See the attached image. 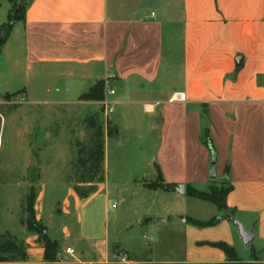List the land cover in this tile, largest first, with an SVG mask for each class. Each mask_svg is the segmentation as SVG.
<instances>
[{"label":"crops","instance_id":"1","mask_svg":"<svg viewBox=\"0 0 264 264\" xmlns=\"http://www.w3.org/2000/svg\"><path fill=\"white\" fill-rule=\"evenodd\" d=\"M11 12L12 3L0 0V26ZM1 53L0 93L21 94L30 104H50L55 98L56 107L101 121V180L87 200L101 192H106L107 200L109 140L132 134L131 143L135 140L137 147L153 148L148 167L156 176L152 180L139 176L130 188L147 195L154 208L140 215L136 224L152 226L159 200L162 224L183 217V264L226 262L222 250L198 247V242H225L236 249L242 262H251L253 249L241 242L237 229L215 205L164 187L145 186L160 174L166 185L206 190L212 181L211 153L202 143V133L208 125L216 152L215 181L223 182L220 178L227 176L232 189L226 205L246 230H253L254 250L264 264V0H33L24 20L13 25ZM101 80L115 91L106 96L113 108L108 114L102 101L80 100ZM70 85L85 91L75 102L57 99ZM110 128L116 130L114 136L107 135ZM113 189L120 195L119 203L126 202L124 189ZM71 196L72 214L80 224L78 211L83 204ZM188 199L196 207L213 205L218 223L204 229L187 224L185 217L191 216L173 206L186 205ZM133 200L134 207L141 204ZM35 210L46 227L56 215L61 217L53 208L39 215L36 204ZM69 213L62 207V217ZM114 217L120 226L118 216ZM24 233L15 236V243L23 247L26 258L0 264H46L43 244L26 227ZM53 234L48 235L60 243L57 264L108 263V232L101 246L82 230L72 233L65 224Z\"/></svg>","mask_w":264,"mask_h":264},{"label":"rangeland","instance_id":"2","mask_svg":"<svg viewBox=\"0 0 264 264\" xmlns=\"http://www.w3.org/2000/svg\"><path fill=\"white\" fill-rule=\"evenodd\" d=\"M2 59L1 53L0 68L3 70ZM70 87L57 99L75 102L78 94L85 91L77 85ZM5 95L0 93V244L15 243V236L25 234L20 220L27 214L22 213V206L30 186H34L39 192L36 200L38 214L52 208L54 214H61V217L56 215L55 221L47 227L50 237L65 224L72 233L82 230L92 242L101 246L108 232L107 264H183L182 255L186 250L183 217L174 218L170 224H162L165 219H160V215L164 212L161 201L157 200L154 213L158 218L151 223L155 227L136 224L140 215L153 208L148 204L147 195L130 189L139 176L147 180L156 177L153 168L148 167L152 147H137L135 140L131 143L133 137L129 133L110 139L106 169L110 193L107 200L106 192L87 200L100 181L90 182L91 176L79 162V150L87 148L97 126L102 127L98 117L88 115L83 118L69 113L66 107L55 106V98L50 99V104H30L21 94ZM114 186L124 189L126 202L123 204L119 203L120 195L116 194ZM91 187L95 190L90 191ZM74 188L83 194L76 195ZM71 195L77 196L83 204L78 211L82 218L80 224L72 214L74 202ZM133 199L141 204L134 207ZM188 200L186 205L174 204V210L201 221L210 220L217 213L211 204L196 207L194 201ZM112 205L118 208H112ZM64 206L70 211L66 217H62ZM115 215L120 226L115 223ZM44 222L48 223L46 219ZM126 224L131 227L126 228ZM6 232H10L9 235ZM206 243L198 242L196 246H206ZM238 244L242 250L243 245L241 242Z\"/></svg>","mask_w":264,"mask_h":264},{"label":"trees","instance_id":"3","mask_svg":"<svg viewBox=\"0 0 264 264\" xmlns=\"http://www.w3.org/2000/svg\"><path fill=\"white\" fill-rule=\"evenodd\" d=\"M12 3V12L8 17L6 23L0 26V31L3 36L0 40V51L6 41L13 25L16 22L23 21L25 17V11L27 7L32 3L33 0H9ZM20 3L17 13L15 9ZM6 97L12 96L6 94ZM105 97V81L101 80L97 82L90 90L80 97L83 101H102ZM93 137L89 142L87 148H82L79 150L80 158L79 162L85 167L87 173L91 176L90 182L95 179L101 180L102 172V162H103V148H104V130L100 126H97ZM116 134L113 129H109L107 132L108 136H114ZM202 143L210 150L211 154H215V148L212 144V139L210 135V128L205 125L202 133ZM82 155V156H81ZM159 171V170H158ZM230 171L229 165L225 169V173L228 174ZM160 173V172H159ZM162 176L159 174V178L156 181L146 182V188L150 190H157L163 188V183L159 180ZM232 187L228 181L216 182L215 180L210 181L206 190H199L193 186H186V196L199 199L202 201L210 202L215 205L218 211L222 214L224 219L227 217L235 216V212L229 209L226 205V196L231 191ZM93 187L90 191H94ZM74 191L81 196L83 193H79L78 188H74ZM39 192L34 186H30L28 193L25 196V203L22 206V213L27 214L25 218H21V224L26 227L27 231L36 235L38 241L43 244L44 247V260L46 264H57L58 254L60 252V243L57 240H52L47 231V227L42 223L41 220L37 219L35 204ZM187 224L196 226L199 228L211 227L218 223L219 218L214 217L207 221H201L192 217H185ZM211 247L218 248L224 252L226 255V262L219 264H263L262 260L259 258V253L255 251L257 259L255 258L251 262H242L238 256L236 249L233 246L228 245L225 242H211L206 243ZM25 253L23 252V247L17 245L13 242H5L0 244V261H16L18 259H25Z\"/></svg>","mask_w":264,"mask_h":264},{"label":"water","instance_id":"4","mask_svg":"<svg viewBox=\"0 0 264 264\" xmlns=\"http://www.w3.org/2000/svg\"><path fill=\"white\" fill-rule=\"evenodd\" d=\"M20 7V3L17 5L16 9H15V13H17L18 8ZM3 36V33H0V40L1 37ZM209 178L211 180H215L217 179V171H216V155L213 153L211 154V158H210V171H209ZM221 181H226L227 180V176H223L222 178H220ZM161 183H163V187L169 191L172 192H176L180 195H185L186 193V188L185 186H175V185H166L164 184V180L163 178H160L159 180ZM228 220L230 221V223L237 229V232L239 234V238L241 240V242L246 245V246H251V248L253 249V255L255 260L257 259L256 257V253L254 250V240H255V236H254V232L253 230H246V228L244 227L242 221L234 216H228L227 217Z\"/></svg>","mask_w":264,"mask_h":264},{"label":"built area","instance_id":"5","mask_svg":"<svg viewBox=\"0 0 264 264\" xmlns=\"http://www.w3.org/2000/svg\"><path fill=\"white\" fill-rule=\"evenodd\" d=\"M115 93V91L109 86L108 82H105V98L102 100V105L104 107V111L105 113H111L113 108L111 106V104L109 102L106 101V96H109V95H113ZM113 207L115 208V205H113ZM67 253L71 254L73 251L68 248L66 250ZM59 256V254H58Z\"/></svg>","mask_w":264,"mask_h":264}]
</instances>
